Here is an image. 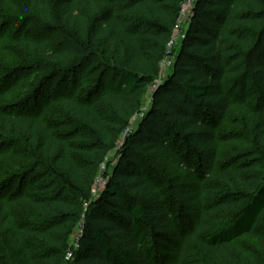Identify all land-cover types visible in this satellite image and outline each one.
<instances>
[{"label":"trees","instance_id":"16d2710c","mask_svg":"<svg viewBox=\"0 0 264 264\" xmlns=\"http://www.w3.org/2000/svg\"><path fill=\"white\" fill-rule=\"evenodd\" d=\"M184 1L0 0V21L19 24L15 36H0V58L5 45L22 55L0 69V137L26 146L0 151L12 167L0 180V264H194L198 255L199 264H264V0H197L170 74L144 112ZM29 9L67 42L23 34L35 21ZM96 63L94 85L78 94L91 75L83 70ZM21 66L44 74L31 100L12 103ZM47 103L93 144L56 133ZM234 109L248 122L240 131L247 161L216 167L218 127ZM126 131L97 192L98 162ZM155 164L178 179L175 194ZM176 202L188 218L180 229ZM22 210L36 223L17 218ZM245 237L261 261L238 243Z\"/></svg>","mask_w":264,"mask_h":264},{"label":"rangeland","instance_id":"374dc122","mask_svg":"<svg viewBox=\"0 0 264 264\" xmlns=\"http://www.w3.org/2000/svg\"><path fill=\"white\" fill-rule=\"evenodd\" d=\"M27 15H32L34 16V22L30 23L28 27H23V34L29 36L31 35L32 37H39L42 39H46L50 44L52 45H62L65 44L67 42V38L65 37V35L63 34L62 31L60 30H56L55 28H52L50 26H43L40 25V23L38 22L39 20H41L40 15L38 13H36L35 10L29 9L27 12ZM19 30V24L16 23H12L11 25L8 23H2V21H0V36L1 35H8L10 37H13L17 34ZM169 41V40H168ZM2 50H4V54L6 57L4 58H0V69L2 67H9L13 65V62L15 63L18 60H21L22 55H20V53L15 50L14 48H11L10 46H2ZM98 62V61H97ZM99 63V62H98ZM22 67V66H21ZM36 67V66H35ZM17 68V67H15ZM15 68L13 70H15ZM21 73L20 75L25 79L22 84L20 85L18 83V90L16 92H14V94L10 95L11 97L8 99L9 102H14L15 100L20 101V100H25V99H30L32 97V93L34 92L35 89H37L38 86H40V81H41V77L43 76V70L41 69V67L38 68V66L36 68H34L33 70H27V69H23V67L21 68ZM88 71V72H87ZM101 71V67H99V65H95L94 69H85L83 70V73H91L90 76H88L89 79H87L85 81V85L83 88H81L79 90L78 94L84 93L86 91V89L91 88L94 85L95 79L98 77L99 72ZM11 74V73H9ZM1 76V75H0ZM111 83V81L109 82ZM58 82H56L54 85L57 86ZM155 95V94H154ZM154 95L152 96V94H149V92L147 91V94L145 95L144 98V104L142 109H144V112L146 110H148V108L153 104L154 101ZM27 99V100H28ZM10 105V104H9ZM8 105V107H9ZM49 109V112L47 113V115H44L45 118L47 119V121H49L53 127H54V131L56 133L59 134H64L65 132L68 133V135L71 134V138L73 141H75L77 144H83L85 146H91L93 143L90 140V135L88 132H86L85 130H83L82 128H78L75 124L71 123L70 119L67 117L66 113L64 111H61V109L58 106L53 105V103H47L45 109ZM44 109V110H45ZM42 110V109H41ZM40 110V112H38L39 114L42 113ZM138 122L137 118L134 122V125H136ZM247 120L245 119V116L243 113H241L239 110L234 109L232 111H230L227 115L225 120L222 122L221 125H219L218 127V136L220 137V139L222 140V150L220 153V158L218 159V163L216 167H224L228 161H230L231 159L234 158H241L240 160H237V162H233L231 160V165L233 167L236 166H240L241 163L247 161L245 157V150H246V145L248 143V139L246 138L245 135H243V133H240V131L242 130V126H244L245 124H247ZM137 126V125H136ZM82 137V139L79 138ZM124 137L121 136L119 138L118 145L117 147L113 150V152L109 153L106 157H104L103 160H99L98 162V173H97V177H96V182H97V191L100 190V185L98 184V179H105L106 180V175L105 173L108 172V174H111L112 168L114 167V165L118 162V160L120 158L117 157L118 152H120V150L122 149V147H124ZM8 140H5L4 138L0 137V151H7L10 149L13 150H21L24 151L26 149V146L21 144V143H17L15 145H6ZM196 154V153H195ZM75 155V154H74ZM191 156V155H190ZM193 156V155H192ZM240 156V157H239ZM77 157V156H75ZM190 164L191 166H193L192 168L196 167L197 165V161L198 158L197 156H193L192 158H190ZM29 162H27V164L30 167H34L35 165V161L34 160H28ZM23 163V161H22ZM156 166V164H155ZM157 167V166H156ZM36 168V167H35ZM12 167L8 164V162L5 160V158H1L0 157V180L1 178H5L6 173L11 170ZM41 170V168H38L36 173L39 172ZM158 173L162 174V177H165V180L163 181L164 183L162 184V186H164L165 191L169 192L170 194L172 192H175V189H172L173 184L175 183V181H177L178 179H173V174L169 173L168 171L163 170V168H158ZM184 173H186L184 171ZM161 183V182H160ZM167 192V193H168ZM177 200V199H176ZM173 205V204H172ZM175 207H172V214H173V218L175 219V221H177V223L179 224V229L181 228V224L184 223L188 218H186L184 215H181L179 218V214H180V203L176 202ZM17 213V211H15V214ZM14 214V215H15ZM16 217H20L21 220H24L28 223V224H34L36 223V218L35 217H29V214L27 211L22 210L21 212H18ZM180 219V221H179ZM187 223V222H186ZM192 228H189L186 232L190 231ZM185 232V233H186ZM183 233V234H185ZM79 236V232L76 231L74 238H72L73 243H75L76 245L78 244V240L77 237ZM239 244L242 245V247L248 252L250 253V255L254 256L255 258H257L259 261L262 260V252H260V250L257 247L256 241L250 239V238H243L240 239L238 241ZM4 249V248H3ZM2 249V251H3ZM199 255L197 257L194 258V264H199ZM193 263V262H191ZM9 264H12L11 259L9 260Z\"/></svg>","mask_w":264,"mask_h":264},{"label":"built area","instance_id":"2783aa9c","mask_svg":"<svg viewBox=\"0 0 264 264\" xmlns=\"http://www.w3.org/2000/svg\"><path fill=\"white\" fill-rule=\"evenodd\" d=\"M197 0H185L181 6V12L179 14V17L175 23V29L172 33L169 41L167 42V53L165 57L162 59L160 66V74L159 78L149 87L148 92L149 94H152V96L156 93V89L160 86V84L168 77L170 74L171 68L174 63V58L177 49L182 44V40L186 37V32L188 29V25L191 21V18L194 14V6L196 4ZM128 134L126 131L122 136L125 138V136ZM98 184L100 185V190L107 184V180L105 179H98ZM97 185V182H96ZM97 188V186H96ZM99 190V191H100ZM97 191V189H96ZM97 191V192H99Z\"/></svg>","mask_w":264,"mask_h":264}]
</instances>
